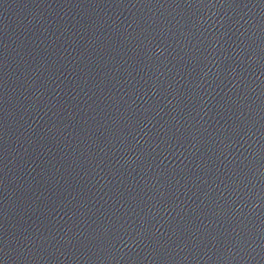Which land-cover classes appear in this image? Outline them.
<instances>
[{
	"label": "water",
	"instance_id": "obj_1",
	"mask_svg": "<svg viewBox=\"0 0 264 264\" xmlns=\"http://www.w3.org/2000/svg\"><path fill=\"white\" fill-rule=\"evenodd\" d=\"M0 264H264V0H0Z\"/></svg>",
	"mask_w": 264,
	"mask_h": 264
}]
</instances>
